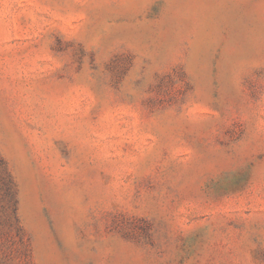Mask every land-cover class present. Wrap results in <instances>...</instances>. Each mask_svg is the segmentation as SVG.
Instances as JSON below:
<instances>
[{"label": "rangeland", "instance_id": "374dc122", "mask_svg": "<svg viewBox=\"0 0 264 264\" xmlns=\"http://www.w3.org/2000/svg\"><path fill=\"white\" fill-rule=\"evenodd\" d=\"M0 264H264V0H0Z\"/></svg>", "mask_w": 264, "mask_h": 264}]
</instances>
